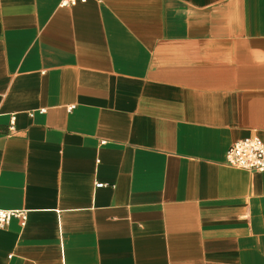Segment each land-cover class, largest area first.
Segmentation results:
<instances>
[{
	"label": "crops",
	"instance_id": "obj_1",
	"mask_svg": "<svg viewBox=\"0 0 264 264\" xmlns=\"http://www.w3.org/2000/svg\"><path fill=\"white\" fill-rule=\"evenodd\" d=\"M60 2L0 0V264H264V0Z\"/></svg>",
	"mask_w": 264,
	"mask_h": 264
},
{
	"label": "built area",
	"instance_id": "obj_2",
	"mask_svg": "<svg viewBox=\"0 0 264 264\" xmlns=\"http://www.w3.org/2000/svg\"><path fill=\"white\" fill-rule=\"evenodd\" d=\"M87 0H61L60 7L70 8ZM12 118L10 131H13ZM225 163L230 167L246 171L264 172V145L257 138L252 137L233 143L226 151ZM17 218L23 226L26 220L25 212L0 210V228L8 225L11 219Z\"/></svg>",
	"mask_w": 264,
	"mask_h": 264
}]
</instances>
